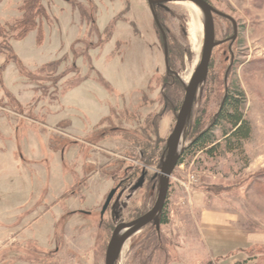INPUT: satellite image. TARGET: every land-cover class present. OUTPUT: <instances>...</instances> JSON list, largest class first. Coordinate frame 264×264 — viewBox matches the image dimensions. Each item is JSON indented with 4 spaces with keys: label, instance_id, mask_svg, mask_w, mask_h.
<instances>
[{
    "label": "rangeland",
    "instance_id": "obj_1",
    "mask_svg": "<svg viewBox=\"0 0 264 264\" xmlns=\"http://www.w3.org/2000/svg\"><path fill=\"white\" fill-rule=\"evenodd\" d=\"M27 1L0 0V50L11 52H0V264H104L113 226L98 228L96 215L65 216L88 204L98 212L113 185L111 177L85 178V159L90 155L109 171L122 164L118 173L130 163L126 151L100 149L118 145L120 134L96 139L120 119L110 114L119 106L124 118L133 113L139 121L127 124L157 141L159 163L184 98V77L200 60L203 18L185 1L167 3L158 11L162 35L145 0H36L35 27L15 41L14 22ZM206 1L225 15L214 17L217 40L232 34L230 18L237 26L234 57L226 44L213 50L182 149L210 126L234 88L243 95L250 137L243 155L197 154L177 165L166 223L159 232L148 226L131 236L117 264H264V0ZM51 132L75 136L79 146H67L61 159L53 145L65 140L48 142ZM221 132L213 129L218 139ZM146 196L143 189L123 210L117 199L109 223L149 209L154 196L144 208Z\"/></svg>",
    "mask_w": 264,
    "mask_h": 264
},
{
    "label": "flooded vegetation",
    "instance_id": "obj_2",
    "mask_svg": "<svg viewBox=\"0 0 264 264\" xmlns=\"http://www.w3.org/2000/svg\"><path fill=\"white\" fill-rule=\"evenodd\" d=\"M145 1H146L147 6H148V9L151 13V17H152L153 22L155 23V25H157L159 27L160 32L163 35V33L165 31H164V29L161 26V23L159 21L158 11L161 9H165L167 3H175V2L178 3V2H182V1L158 2V3H154L153 5H149L147 0H145ZM212 15H213V21H214L215 15L214 14H212ZM89 17H90L89 19L91 21V24L92 25L95 24V21L92 18V15ZM214 33H215V27H214ZM164 37H165V35H164ZM236 38H237V26H236V24L233 25V23H232V34L229 37H226L225 39H222V40H217L216 35H215V41L220 43L216 47L223 45V44H226L227 45V47H226L227 52L229 53V57L232 59L234 57L232 45L234 44ZM202 47H203V44H202ZM216 47H214L213 50ZM213 50H212V53H213ZM201 52H202V50H201ZM212 53H211V56H212ZM165 61H167L166 56H165ZM165 65H166V70L170 74L174 75L175 77H178L177 73H175L169 69L167 63ZM208 71H209V65H208V70H207V76H208ZM192 74L193 73L190 74L189 80H190ZM207 76H206L205 81L198 86L194 100H193V104H194L195 99H196L197 91L200 88V86L206 82ZM189 80H188V82H189ZM224 80H226V78H224ZM184 86H185V84H184ZM184 94H185V92H184ZM108 104H106L107 111L113 105L111 103H108ZM193 104H192V108H193ZM124 112L125 111L122 110L121 108L119 109V106H118V108L114 107V109L112 110V112L110 114L116 115L120 119H118L116 121L115 125L112 124L113 126L107 127V129L104 130L102 133H100V135H98V137L96 139L99 140L101 137H104V136L107 137L111 134H117V135L120 134L122 137H121V141L119 143H117L118 145H115V144H112V145L110 144V146L101 145L102 148H100V149H102V151H105L107 153L113 152L116 154L117 153L122 154L123 152L126 151V153L128 152L131 155L130 154L127 155L125 162L127 161L130 163L129 164L124 163L125 167L122 168L120 173H118L117 170L119 169V167L122 164H120L118 167H116L115 165L112 166V170L109 171V168L111 166L106 165V168H108V169H105V167L102 164L96 163V161H94L92 159V157L90 155H88L85 159L84 164H83L84 165V173H83L84 175L83 176L87 179H91V178H94L96 176H98L99 178L102 176L111 177L110 179H111V182L113 185L110 186L107 189V191L105 192L103 201L101 202V205L98 208V212L95 211L93 204H88L87 206L84 207V209L83 208L82 209H75L73 211L65 213V216H67V217L68 216H74V215H80V216H83L85 218L92 217L90 219H94L93 216L96 215L98 218V221H97L98 228L106 227V225L108 227L113 226V228L111 229L112 230L111 235L107 241V246H108V243L111 239L113 231L115 230V228L118 225L131 223V222L143 217L144 215H146L153 208L155 201L157 199V196H158V191H159V186H160V170H161L162 159L166 154V147H165V150L163 151V153L160 156L159 163H157L156 162V156H157V152L159 150L157 141L151 136V134L148 131H145L143 129H136L135 130L134 128H132V126H130V124H127V123L132 122L134 125L137 122L139 123V121L137 119H134L137 117L133 116L134 115L133 113H129L130 115L127 114L128 115V116H126L127 118H124L125 117ZM191 112H192V109H191ZM177 114H178V112H177ZM177 114H176V116H177ZM176 116H175V122H176ZM65 122L68 123L67 127H70L71 120H65ZM84 122H85V120H84ZM150 124L153 127L155 126L154 121H152ZM174 126H175V124H174ZM66 137H68V138L72 137L75 140L73 142H70L68 140V138H66ZM59 138L65 140V141H63V144L58 143L56 148H55V145H53V148H54V151L61 154V159H63V154H64V151L67 148V146L77 147V146H79V143H80L78 140H76L75 136H71L69 134H67V135L61 134L59 136L55 135L52 137V141L53 142L55 140L58 141V140H60ZM168 138H167V140H168ZM167 140H166V145H167ZM188 145L185 148H187ZM57 147H58V149H57ZM185 148L182 149L181 154L185 150ZM181 154H180V156H181ZM177 164H178V162H177ZM157 165H158V168L156 167ZM114 169H117V170H115L116 172L114 171ZM169 180H170V178H169ZM169 185H170V182H168V189H169ZM143 189L147 192V196L144 199V201H145L144 208L146 207V205H149V203L151 202L150 201L151 198L154 196V201H153L152 205H149V209H147L143 212H140L138 214L136 212L135 213L136 215L134 216L135 218L132 220H128V221L122 220V222L116 223L115 222L116 218H114V220H113L114 224H112L111 221H110L111 222V224H110L109 221L107 220L106 216L108 217L109 212L116 210L115 203H116L117 199H119V201H121V203H120L121 210L126 209L130 206L129 204L135 199L137 193H139ZM168 189L166 192L167 194H168ZM167 194L165 197V201H164L162 211L159 215L158 228L155 225L154 221L150 220L147 224L143 225L141 228H139L134 233H132L128 237V239L131 236H133L134 234L140 232L141 230H143L144 228H146L148 226H152L156 232H159L161 225H163L161 220H162V216L164 213ZM71 195L73 196L74 193H71ZM144 201H142V202H144ZM127 240L120 247V251H119L118 257L115 261V264L118 263V260L120 259V256L122 254V250H123ZM107 246H106V250H107ZM104 264H105V260H104Z\"/></svg>",
    "mask_w": 264,
    "mask_h": 264
},
{
    "label": "water",
    "instance_id": "obj_3",
    "mask_svg": "<svg viewBox=\"0 0 264 264\" xmlns=\"http://www.w3.org/2000/svg\"><path fill=\"white\" fill-rule=\"evenodd\" d=\"M172 1L190 2L195 5L201 13L204 23V37L200 60L189 82L184 86V98L176 116L175 126L167 140L166 154L162 159L160 170V186L155 204L153 208L143 217L128 224H120L115 228L107 246L105 264H115L122 244L132 233L141 228L143 225L147 224L150 220H153L158 228L159 215L162 211L167 194L166 192L168 189L169 178L175 166L177 165L182 151V141L190 118L196 90L198 86L206 79L213 48L220 44L219 42L215 41L214 21L212 14L222 17H225V15L215 10L205 0H147L149 5H153L154 3L158 2ZM230 20L234 25L235 22L231 18Z\"/></svg>",
    "mask_w": 264,
    "mask_h": 264
},
{
    "label": "trees",
    "instance_id": "obj_4",
    "mask_svg": "<svg viewBox=\"0 0 264 264\" xmlns=\"http://www.w3.org/2000/svg\"><path fill=\"white\" fill-rule=\"evenodd\" d=\"M36 4V0H31L22 6V15L14 22L16 28H20L14 38L15 41L22 38L24 34L35 27L36 21L33 12L37 8ZM4 51L11 53L9 49L1 48L0 52ZM240 96H243L242 92L237 88H234L231 93L227 92L224 95L215 119H213L208 128L199 134L194 132L193 139L190 140L188 147L182 152L177 165L183 164L186 162V158L191 159L197 154H202L207 159L217 157L219 152L223 154H244L243 145L250 137L251 127L249 121L242 113L243 101H241ZM217 127H220L222 131L220 139L213 134V129ZM161 221L163 224L166 223L165 213Z\"/></svg>",
    "mask_w": 264,
    "mask_h": 264
},
{
    "label": "bare ground",
    "instance_id": "obj_5",
    "mask_svg": "<svg viewBox=\"0 0 264 264\" xmlns=\"http://www.w3.org/2000/svg\"><path fill=\"white\" fill-rule=\"evenodd\" d=\"M184 4H185V6L190 8V10L192 12H196V11L198 12L199 11L195 5H193V4L189 3V2H184ZM190 73H191V71L187 74L188 76L184 77L183 82H184L185 85H187V83H188V80H189V77H190Z\"/></svg>",
    "mask_w": 264,
    "mask_h": 264
},
{
    "label": "crops",
    "instance_id": "obj_6",
    "mask_svg": "<svg viewBox=\"0 0 264 264\" xmlns=\"http://www.w3.org/2000/svg\"><path fill=\"white\" fill-rule=\"evenodd\" d=\"M17 41V40H16ZM15 136H16V134H15ZM54 135H52V132L50 133V135L48 136V142H50V139L53 137ZM50 144V143H49ZM52 147V146H51ZM17 151H18V157L20 158V160H24L23 159V153H22V151L20 150V147L19 146H17ZM54 152H56V151H54ZM45 212V210H43V213Z\"/></svg>",
    "mask_w": 264,
    "mask_h": 264
}]
</instances>
